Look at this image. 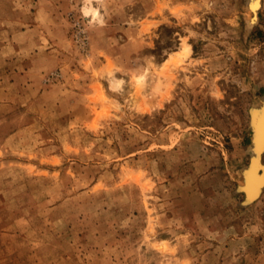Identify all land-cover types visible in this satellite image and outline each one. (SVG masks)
Segmentation results:
<instances>
[{
  "label": "rangeland",
  "instance_id": "1",
  "mask_svg": "<svg viewBox=\"0 0 264 264\" xmlns=\"http://www.w3.org/2000/svg\"><path fill=\"white\" fill-rule=\"evenodd\" d=\"M251 3L0 0V264H264Z\"/></svg>",
  "mask_w": 264,
  "mask_h": 264
},
{
  "label": "bare ground",
  "instance_id": "2",
  "mask_svg": "<svg viewBox=\"0 0 264 264\" xmlns=\"http://www.w3.org/2000/svg\"><path fill=\"white\" fill-rule=\"evenodd\" d=\"M249 6H250V4H249ZM257 6H258L257 0L256 1L252 0V3H251L252 10L257 8ZM93 12L96 15L97 11L93 10ZM254 12L256 13V10ZM251 14H253V12ZM253 15H254V17L256 16L255 14H253ZM250 19H252V18H250ZM255 21H256V19H255ZM251 22H253V21H251ZM249 24H251V23H249ZM181 45L182 46H181L180 52H177L178 55L187 56L190 52V46L188 44H186L185 41ZM177 53H175L176 55H174V54L171 55V60L174 58V56H177ZM171 62H173V61H171ZM111 79H112L113 84L115 86L120 87V85H121L120 79H118L116 77H111ZM143 80H144L143 75L140 76L139 78H137V81L139 83L143 82ZM254 111H255L254 112V115H255L254 116L255 132L253 131L254 132L253 143H251L252 144V152L254 154V157L251 161L250 166L245 171L244 184H243V189L246 192L247 201H250V200L258 197V195L260 193V187L264 183V165L261 162V155L264 152V102L261 105L260 110L256 109Z\"/></svg>",
  "mask_w": 264,
  "mask_h": 264
},
{
  "label": "water",
  "instance_id": "3",
  "mask_svg": "<svg viewBox=\"0 0 264 264\" xmlns=\"http://www.w3.org/2000/svg\"><path fill=\"white\" fill-rule=\"evenodd\" d=\"M254 112L255 111H253L252 112V116H251V123H252V127H253V131L255 132V121H254ZM264 187V183L262 184V186L260 187V193H259V195H258V197H256L255 199H252V200H250V201H247V198H246V192L244 191V189H243V191H244V195H245V202L246 203H252V202H254L255 200H257L258 198H259V196L261 195V192H262V188Z\"/></svg>",
  "mask_w": 264,
  "mask_h": 264
}]
</instances>
